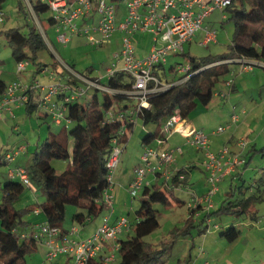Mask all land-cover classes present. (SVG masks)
<instances>
[{"label": "trees", "instance_id": "trees-1", "mask_svg": "<svg viewBox=\"0 0 264 264\" xmlns=\"http://www.w3.org/2000/svg\"><path fill=\"white\" fill-rule=\"evenodd\" d=\"M4 1L0 0V8ZM31 2L37 14L49 8L47 2L41 0H31ZM20 5L28 16L25 0ZM225 9L229 11L228 19L233 21L235 27L228 50L223 54L206 55L198 59L189 55L188 63L191 64V68L179 77L184 80L168 89L149 95L151 106L141 108L137 115L130 113L137 103L130 106L131 97L123 92L111 94L103 91V99L100 100L98 89H93L94 92L87 103L81 101L82 96L67 103V116L70 122L62 123L58 129L49 125L48 134L37 145L31 168L29 167L31 180L39 181L43 187L44 198L38 207L48 223L66 230L64 221L67 204H73L80 209L74 214V219L81 222L87 218L93 219L104 211L103 197L108 186L109 173L107 160L114 144L113 139L118 136L119 142L124 147L129 143L130 132L135 129L137 123L131 118L136 116L144 125L154 123L158 126L162 124V120L173 116L176 112H180L181 117L186 118L198 104L208 105L212 102L216 84L220 81L224 83L227 74L234 70L233 65L238 64L236 59L248 56L264 61V0H235ZM28 26L27 34L18 26H11L4 32L13 49L16 62L22 59L38 62L39 69L42 70L48 64L41 65L42 62L37 61L38 52L40 49H45L47 42L36 24L28 22ZM178 54L184 53L178 52ZM232 58L233 61H226ZM57 65L58 62H54L52 68L59 75L66 76ZM70 67L73 69L72 66ZM170 70L178 72L175 64H171ZM128 76V73L118 71L115 77L108 78L107 84L115 89H129L132 81L127 80ZM74 79L75 77L72 78ZM173 79H177L175 74ZM7 85V81L0 78L1 94L5 92ZM27 104L28 113L31 114L37 109L38 103L35 102L33 93L30 94V101ZM121 114L123 117L120 116ZM123 125L126 128L125 132L119 134V129ZM161 134V129L158 132L148 131L144 141L156 139ZM68 135L73 140L71 149ZM259 151L264 152V146L259 148ZM56 158L71 159L62 173H58L52 163ZM2 163L0 157V165ZM190 167L192 166L181 167L171 183L163 182V187L154 183L141 190L145 198L130 218V230L133 231V235L119 241L121 254L119 264L159 262L166 247L162 250L152 249L144 237L160 226L158 215L161 211L155 207V204L173 207L176 203H186L183 198L175 195V189L181 184L189 183ZM181 173L185 176V180L179 177ZM250 188L252 184H233L229 192L231 198L223 200L215 213L226 212L240 217L247 215L251 206L263 196L264 182L261 180L256 184V189L247 194L246 191ZM25 191L26 184L17 178L10 177L5 182L0 180V264H27V255L38 251V239L33 236L24 238L19 233V228L27 225L28 214L35 209L32 206L21 209L16 207L15 202ZM195 210L193 209L192 212ZM251 217L256 218L254 214H251ZM221 234L226 236L228 241H233L240 236V229L236 224H232L222 229ZM92 264H103V261L95 260Z\"/></svg>", "mask_w": 264, "mask_h": 264}, {"label": "built area", "instance_id": "built-area-1", "mask_svg": "<svg viewBox=\"0 0 264 264\" xmlns=\"http://www.w3.org/2000/svg\"><path fill=\"white\" fill-rule=\"evenodd\" d=\"M47 2L49 9L53 11L54 24L56 26L58 41L61 43H69L70 35L80 33L88 35L89 40L93 44H103L106 40H111L115 31L120 29L123 32L121 49L115 52V57L112 66L108 67L107 72L109 78L115 77L118 71H124L131 76L132 81L129 89L113 88L107 83L100 80L86 77L88 84L83 87L78 79L71 72L72 68L68 63L67 76L56 75L54 70L51 74L54 75L56 81L42 84L40 80H34L32 83L25 81L11 82L7 85L4 93H0V116L3 111L9 108L12 101L19 103H29L30 94L41 91L38 107L44 110L47 115L51 114L54 122L58 125L70 122L67 116V103L74 101L80 96H84L89 90L97 89L116 94L123 92L131 99L136 98L137 106L132 108L130 113H136L141 108L150 107L151 103L149 95L156 94L173 86L184 79L169 80L166 73L162 71V67L167 64L170 51L183 53L186 42L193 41L197 32L204 28L205 18L211 15V12L219 8L224 10L231 5L235 0H121L126 4V15L124 19H118L119 15V0H41ZM26 5L33 11L34 7L31 0H25ZM98 15L99 20L91 21L94 16ZM36 15V13H35ZM0 19L3 20V10L0 8ZM82 20L85 23H80ZM39 31L44 40L51 45L46 29L38 23ZM206 28V27H205ZM149 31L153 33V46L150 52L143 58H138L136 55V45L132 40L134 32ZM217 39L216 29L207 28V33L200 41L202 44H210ZM234 59H226L233 61ZM224 61V62H226ZM240 64V69L245 71H254L255 66L264 67L263 60L259 58H249L241 56L236 59ZM27 59L18 61L17 73H22L29 66ZM191 64L176 65L177 71L183 75L189 71ZM75 77L74 80L72 78ZM71 78V79H70ZM226 86H232L233 78H228ZM215 94L227 97L228 92L222 90L215 91ZM62 95V103H57L53 98ZM246 113V109H243ZM110 115H112L110 113ZM114 116V115H112ZM123 117V115H120ZM240 114L233 112L231 120L223 125L217 126L213 135L224 133L240 119ZM135 123L137 117L131 118ZM183 121L180 112H176L171 117H167L162 121L161 135L155 139L156 145L147 144L140 163L135 167V174L132 182L128 187V192L131 198L134 199L141 190L146 186L154 183L148 179L149 174L161 178L164 176L165 183H171L173 177L180 169H173L172 165L176 160L177 153L183 154L182 146L174 148L169 147L170 136L177 129L179 122ZM124 125L119 129V134L125 132ZM182 134L188 137V142L195 146L198 150L204 151L203 164L208 172L207 181L209 189L203 192L202 195L194 196L189 202V209L202 207L206 210H211L214 207L213 196L219 190L220 182L233 172L236 167L241 166L246 162L243 156V150L249 144L247 138H243L236 142L239 151H234L228 145H222L216 152L210 147V134L203 128L196 127L187 128L182 131ZM113 145L110 155L107 160L109 168L108 186L104 192L103 202L105 207L110 208V212L104 219L102 225L94 232L92 236L79 238V227L71 226L63 230L57 225H51L46 220L42 222L35 230L25 232L22 237L33 236L41 240L47 247L46 259L53 261L55 257L60 255H69L70 264H92L95 260L103 261V264H108L109 261L115 258L114 253L104 254L108 244L116 240L122 232L130 229V218L127 215L115 214L114 195L109 191L110 186L114 182V174L117 172L121 157L124 151V146L119 142V137L113 139ZM23 148L8 153L7 160L13 161L15 156L21 152ZM9 176L17 178L26 185H31L32 180L30 171L27 166L15 167L9 170ZM179 177L185 180V176L181 173ZM182 186H189L181 184ZM113 215L114 219L110 217ZM113 250L119 251L120 243L115 242L112 246ZM41 264H45V261Z\"/></svg>", "mask_w": 264, "mask_h": 264}, {"label": "rangeland", "instance_id": "rangeland-1", "mask_svg": "<svg viewBox=\"0 0 264 264\" xmlns=\"http://www.w3.org/2000/svg\"><path fill=\"white\" fill-rule=\"evenodd\" d=\"M21 2H23V0H5L1 6V10H3V20L0 19V60L2 61L0 70L4 71V79L8 81L12 78V74L16 73L18 64L13 57V49L8 43L4 30L11 26H18L27 34L29 32L28 22L30 24H36L37 27L40 22L44 29H46L47 34H49L48 37L51 42V45L47 43L45 49H40L38 52L37 61L42 62L41 65L48 64L51 68L54 62H58L57 67L63 68L64 66L66 67L64 62L67 61L69 66L73 67L71 72L83 87H87L88 84L84 76L97 80L101 79L103 83H107L109 78L107 69L113 64L115 52L121 49L120 40L117 37L118 33H114L111 40H106L101 45L93 44L89 40L88 35L80 33L71 34L70 41L67 44L58 43L56 41V35L58 34H56L54 27L50 23L53 17V11L48 8L37 14L35 9L31 11L30 8H27L29 12L27 16L25 11L22 10L20 5ZM228 15L230 14L226 9H215L211 12L210 16L205 18L204 28L197 32L193 41L186 42L184 54L179 55L174 51H170L166 65L168 77L173 76L174 72L177 75L176 78L181 76L176 70H170V66L171 64H188L189 55H193V57H197L198 59L206 55L223 54L228 50V45L232 42L231 40L235 29L234 23L232 20L228 19ZM207 28L210 30L211 28L216 29L217 31V39L208 45L200 42L207 33ZM144 34L147 35L140 45L143 44L149 48L154 45L152 40L153 36L151 38L149 32H144ZM139 46L138 50H140ZM29 63L27 70L22 72L23 75L21 78H25L26 75L30 78L31 76L29 75L33 72L39 78L38 80L41 79L42 82H44L43 78H45V76L44 73L41 72V69H39L38 62L31 61ZM240 68V64H234L233 72H230L226 76V80L228 78H238V82H242L240 90L236 91L235 89L233 91V97L235 98H233L232 102H229L226 106L225 103L223 105H218L217 103L220 101V98L223 97L214 94V99L210 105L207 106L209 112H200L196 114L195 123L200 129H207L211 140L217 136H224L227 131L213 135L212 130L217 128V123L219 121L224 120L228 122V116L230 114V112L227 111L228 106H230L232 112L234 107H236L238 109L236 110L237 113L241 115V122L238 124L234 123L232 126L234 128L236 126H241V130L239 132L234 131L235 138H238V141L247 138L249 143L255 141L257 149L259 150V148L264 146V67L255 66L254 72L241 70ZM130 79H132L131 76H128L127 80ZM17 80L19 81V78H17ZM225 87V84L220 81L216 84L215 89L219 90ZM93 92L94 91H90L89 94L87 93L82 96L81 101L87 103ZM98 96L100 100L103 99V90L98 91ZM137 101L136 98L131 99L130 106L137 103ZM233 101H235L238 106ZM240 101L242 102L241 104H239ZM243 109L247 110L246 113H243ZM47 118L48 119L45 121V119L40 116L38 109L34 110L31 114L28 113L27 107L25 106V117L20 120L22 122L20 130H22L17 132L10 127L5 130L6 146L12 147L14 143L16 144V140L14 139L16 137L23 139L25 145L27 144V138H31V143L34 144L32 150H34L37 141H42L45 138L43 136L41 139L39 138V127L41 125L45 128V135L48 133L49 125L58 129L52 115L48 114ZM227 122L223 123V125L227 124ZM139 129L140 128L137 127V129L130 132L129 143H127L125 152L123 153L125 157H123L121 165L127 164L132 166L138 161V154L140 153L142 143L138 137ZM22 132L26 134V137ZM67 139L68 144H70L69 147L71 148L73 140L70 135L67 136ZM224 139L226 140V144H228V139ZM211 140L210 147L212 144ZM253 144L251 143L250 146L248 145L249 149L251 148L252 150ZM222 145H224V143ZM7 147L4 148V150H6ZM55 160L65 163L64 169L58 171V173H62L69 165L71 159L56 158ZM194 161H197V167H192V170H190L189 181L191 184L189 183V186H182L175 189V195L183 198L186 203H176L173 207H164L163 205L155 204V207L161 211L158 215L160 226L153 230L148 236L144 237L145 241L152 249L162 250L166 247L159 262L155 264H264V194L254 203L252 210L243 217L236 216L235 214H226V212L215 213L221 206L223 200L231 198L230 194H227L230 190L229 181L223 179L224 181L220 182L219 190L215 196H213L214 207L211 210H199L195 208L196 210L192 212L193 209H189L188 207L190 200L196 195H202L203 192L209 189L207 167H205L196 156ZM188 165L189 161H186V163H183V161L181 162L182 167ZM9 166L10 164H2L0 166V177L2 172ZM248 166L249 171L247 172V179L245 181L246 184L253 183L252 185L255 186V190L257 183H260L261 180L264 182V170L260 169V167H264V152L257 151L254 153ZM164 178V176L159 178L157 182L158 186L163 187ZM237 184H239V182H237ZM35 187L40 189L39 196L40 199H42L43 187L41 183L36 181ZM30 191L31 189L29 190V188H27L22 197L15 202L18 208L23 207L29 203L30 200H32V204L37 202L35 201V195L30 196ZM144 198L145 197H143L140 192L134 199L128 197L127 202H125L127 204H123V207L120 203L119 208H121L129 218H132L136 212L135 210L141 206ZM72 209H76V206L67 204L64 227L73 222ZM115 209H117V205ZM38 214L35 215V213L32 212L28 215H34V217H36ZM251 214H254L256 218L251 217ZM40 216L43 217V213ZM75 224L79 228L83 225L78 222ZM232 224H236L240 229V236L233 241H228L226 236L221 234V231ZM26 226L27 228L21 227L19 233L32 230L29 229V225ZM132 235V230L129 232L124 231L119 238L127 239ZM38 243V251L34 254L31 253L27 255V264H40L44 261L45 264H53L54 260L60 257V255L59 257H55L53 262L47 261L44 255V242L39 240ZM112 253L116 254L115 258L109 261L108 264H119L121 254L119 251L113 250L110 245L108 250L104 251V254L109 255Z\"/></svg>", "mask_w": 264, "mask_h": 264}, {"label": "crops", "instance_id": "crops-1", "mask_svg": "<svg viewBox=\"0 0 264 264\" xmlns=\"http://www.w3.org/2000/svg\"><path fill=\"white\" fill-rule=\"evenodd\" d=\"M118 4H120L119 5V15H118V19L119 20L120 19H124V16L126 15V7H125L126 4H123V2L121 0H119V3ZM98 18H99V16L95 14L94 19H92L91 21H95L96 22L97 20H99ZM79 22L81 24L82 23H85L82 20H79ZM50 23L54 27L56 34H58L57 29H56V26L54 24V20L51 19ZM144 32H149V31L134 32L132 34V40H133L134 44L136 45L135 46L136 47V55H137L138 58H143L145 55H147L150 52V50L152 49V46H153L152 45V46H150L148 48V46H144L143 44L140 45V43H142V41L145 40V37L147 35V34H144ZM115 33H118V36L117 37L120 40V45L123 46L121 44L123 32L120 29H117L115 31ZM149 33L151 34V38H152V36L154 37L153 33H151V32H149ZM152 40H153V38H152ZM56 41L58 43H61L60 41H58L57 35H56ZM138 46H139L140 50H138ZM184 52H185V47H184ZM65 62L67 63V61H65ZM1 63H2V61L0 60V64ZM166 65L164 67H162V71H164V72L166 71ZM64 68L65 69H62L61 68L62 73L67 76L68 70H67V68L65 66H64ZM51 70H54L55 71V69H53L52 67L50 68L49 66H46V67H44L41 70V72H43L44 73V76H45V78H43V81L44 82H42V80L40 79V81H41L42 84H47V83L53 82L54 80L56 81L54 75L51 74ZM55 74L56 75H59L56 71H55ZM174 74H175V76H177L176 73H174ZM22 75H23L22 73H19L18 74L17 71H16L15 74H12V78L7 81L6 79H4L5 78L4 77V71L0 70V78L3 79V80H6L8 84L11 83V82H13V81L14 82H17L18 81L17 78H19V80H21V81H25V82H28V83H32L35 79L36 80L39 79L37 77V75L34 74L33 72H32V74L29 75V76H31L30 78L27 77V75H26V77L22 79L21 78ZM173 76H171V77H168L167 76V77H168L169 80H171V79H173ZM225 81H226V79H225ZM225 81H224V84L226 86ZM238 81H239L238 78L237 79L234 78V83L235 84H233L232 86H228L227 85L224 89H222V88L219 89V90L225 91L226 93L228 92V95H227V97H223L224 99L223 98H220V101L217 103L218 105H220V104L223 105L225 103V106H226V105H228L229 102H232L233 98H235V97H233L234 96L233 95V91L235 89H236V91H239L240 88H241L240 86L242 85V82L239 83ZM90 91L92 92L94 90H89L88 94L90 93ZM43 94L44 93H42L41 91L33 92V97L35 99V102L38 103L39 100H40L41 95L43 96ZM215 95L221 96V95H218V94H215ZM53 99L57 103H59V104H61L62 101H63L62 95L61 96H57V97L55 96ZM233 102H235V101H233ZM241 103L242 102L240 101L239 104H241ZM235 104L238 106V104L236 102H235ZM27 105H28L27 103H21V102L19 103L18 101H15V102L12 101L9 104V108H6L3 111L2 116H0V157L2 158V161H3L2 164H4V165L10 164V166L2 172V175L0 177V180H2L3 182L9 180V178H10V176H9V170L11 168H15V167L17 168V167H22V166H27L28 168L29 167L31 168L32 161H33L32 160L33 154L35 152V149H36L37 145L39 144V142H41L40 140L37 141L34 150H32L33 149L32 147H34L33 146L34 144L31 143V138H27V144L25 145L23 143L24 142L23 139H20V137H16V138H14L16 140V144L14 143V145L12 147H7L8 145L6 146V138H5V134L6 133H5V130L8 127H10L11 129H13L14 131H17V132H19V131L22 130V129L20 130V125L22 123L20 120L25 117V106L27 107ZM208 105H210V104H208ZM208 105H204L202 103L198 104L197 107L192 111V113H190L186 118H183V121L182 122L186 123V127L183 128V129H182V127L181 128H178L177 127V129L170 136V141L171 142L168 143L169 144V147L174 148V147H177V146H182V148H183V154L182 153H177L178 155H176V160H175L174 164L172 165V168L173 169H175V168H177V169L181 168L182 167L181 166V162L182 161H183V163L184 162L186 163V161L187 162L189 161V165L188 166L195 167L196 166V163H197V161H194L195 156L203 164L204 154L205 153L203 152V150L202 151L201 150H198L195 146H193L190 142H188L189 141L188 140V137L186 135L182 134V131H186L187 128H190L192 126L193 127H196L197 129H200V127L197 126L196 123H195V115L198 114V113H200V112H206V113H208L209 112L208 107H207ZM37 109L39 110V114L42 115V116H44L43 118L46 121V119H48L47 118V116H48L47 113L44 110H42L41 108H39L38 106H37ZM236 110H238V109L236 107H234L233 112H236ZM227 111L230 112V114L228 116V122H229L231 120V116L233 114V112L230 109V106H228ZM139 120L140 119L137 120V123H136V126H135V129H137V127L140 128L138 130V137L140 138V140L142 142L141 143V147H140V153L138 154V156H139L138 157V161L136 163H134L132 166L131 165H127V164L121 165V161H122L123 157H125L124 154H122L123 157H121V161H120L119 167L117 169L118 171L115 172L114 177H113V179H114L113 185H111L110 186V189H109V191L114 195V198H115L114 199V208L117 205V209H115V212H116L115 214H117L119 216H121V215H127L121 208H119V204L121 203L122 204V207H123V204L124 205L127 204L125 202H127L128 197L130 199H132L130 197V195H129L128 187H129V185H131L130 183L133 180V177H134V174H135V167L141 161V158H140V157H142L141 156V153H143V151L145 149V146L147 144L156 145V141H155L154 138L152 140H150V141H147V142L144 141V138L146 136V133L148 131L158 132L162 128L161 127L162 124H160L159 126L156 125V124H154V123H147V124L144 125L143 121L140 120L141 121V123H140ZM240 120H241V116H240L239 121L236 122V123L238 124L239 122H241ZM223 121L222 120L219 121L217 123V125L220 126L221 124L227 122V121H224V122ZM55 124L57 125V128L60 126L56 122H55ZM135 129H133V130H135ZM204 130L206 132H208L207 129H204ZM240 130H241V126H239V127L236 126L235 128L233 126H231L224 136L221 135V136H217V137L213 138V140H211V142H212V144H211V150L216 152L222 146V144L224 143V145H228V146H230L232 148V150L238 152L239 149H238V146L236 144V142L238 141V138H235V132L236 131L239 132ZM213 131H215V130H212V132ZM45 132H46L45 131V128L41 125L39 127V138L40 139L42 138V136L46 138L47 135H45L46 134ZM22 133L26 137V134H24V132H22ZM224 138H227L228 139L227 140L229 142L228 144H226V140ZM251 143L252 144L254 143L253 146H252V150H251V148L249 149V146H250ZM72 145H73V143H72ZM72 145H71V148H72ZM126 145L124 147L123 153L125 152ZM248 145L249 146H247L246 149L243 150V152H244L243 153V156H245L246 162H244L243 165L236 167V169L233 172H231L229 175H227L224 178V180L229 181L230 190H231V187L233 186V184H236L237 182H239L240 185L242 183L246 184V181L245 180L247 179V172L249 171V166H248L249 161L254 156V153H256L257 151H259V150H257V144H256L255 141L250 142ZM6 147H7V149L4 150V148H6ZM21 147L23 149L21 150V152H19L17 154V156H15V158L13 159V161L7 160L8 153H12L14 151H17V150L21 149ZM3 150H4V153H3ZM52 163H53L54 167L57 169V171L64 169L65 163H62V162H60L58 160H55V159L52 161ZM188 166H183V167H188ZM192 167H190L191 170H192ZM260 169H263L264 170V167H260ZM207 175H208V172H207ZM148 179H150L152 183H156L157 184V182L159 180V177L155 176L154 174H149ZM188 182L191 184V182L189 181V178H188ZM35 183H36V181H32V184L31 185H26V189L27 188H29V190L31 189L30 196L35 195L36 196V200L35 201H37V202H35L34 204H32L33 202H32V200H30L29 203H27L26 205L23 206V207H26V206H30L31 207L32 206V208H35L34 211H33V213H35V215L38 214V213H40L36 217H34V215L27 216V225H29V229L30 230L31 229L32 230H35V228L38 227L37 225H40L42 222H45V220H46L44 214H43V217L40 216L43 212H41L40 211V208L38 207V204L43 200L44 195L42 194L43 195V198L40 199V196H39L40 189L37 188V187H35ZM251 184H253V183H251ZM254 187L255 186L252 185V188H250L248 191H246L247 194H249V192L252 191L254 189ZM230 190L227 192V194H229ZM124 193H125V195H124ZM236 194H237V191H236ZM23 207H21V208H23ZM21 208H18V209H21ZM252 208H250V209L252 210ZM197 209L204 210L202 207H199ZM79 210L80 209H78L77 207H76V209H74V210L72 209L71 210V212L73 214L72 215L73 222L72 223H69V225H66V227H65V228H70L71 226H77L75 224L77 222L83 224L81 226L82 228L81 227L79 228V230H80L79 231V234H78V237L79 238L80 237L83 238V237H87V236L88 237L89 236H92L94 234V232L98 229V227L100 225H102L105 217L109 213H111L110 212L111 211L110 208L105 207L104 208V211L102 212L103 214L101 213L100 215H98L96 217H93V219H88L87 218V219H85L84 222H81V221H77V220L74 219V214H77V212H79ZM66 211H67V208H66ZM110 219L111 220L114 219L113 215H111ZM23 228H27V226L25 225ZM126 231L129 232L130 229L129 230H126ZM25 232H30V231L21 232V235L24 234ZM120 239H121V237L118 238V241H116V240L111 241L108 244L106 251L108 250V247L110 245L112 247L115 244V242H119ZM43 247H44V255L46 256V254H47V247H46V245L44 243H43ZM59 255L57 257H59ZM70 262H71V259L69 258V255H60L59 258H56L54 260L53 264H70Z\"/></svg>", "mask_w": 264, "mask_h": 264}, {"label": "bare ground", "instance_id": "bare-ground-1", "mask_svg": "<svg viewBox=\"0 0 264 264\" xmlns=\"http://www.w3.org/2000/svg\"><path fill=\"white\" fill-rule=\"evenodd\" d=\"M177 127L178 128H181L182 127V129H183V128L186 127V123L180 121Z\"/></svg>", "mask_w": 264, "mask_h": 264}]
</instances>
